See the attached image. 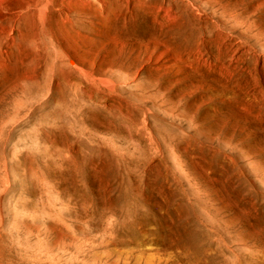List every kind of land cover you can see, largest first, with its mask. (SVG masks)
I'll return each mask as SVG.
<instances>
[{"label":"rangeland","instance_id":"1","mask_svg":"<svg viewBox=\"0 0 264 264\" xmlns=\"http://www.w3.org/2000/svg\"><path fill=\"white\" fill-rule=\"evenodd\" d=\"M0 264H264V0H0Z\"/></svg>","mask_w":264,"mask_h":264}]
</instances>
